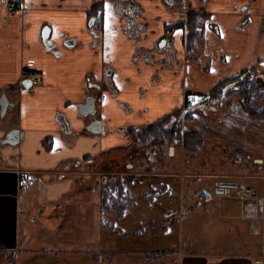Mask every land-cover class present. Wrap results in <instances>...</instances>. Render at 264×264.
<instances>
[{
    "label": "crops",
    "instance_id": "1",
    "mask_svg": "<svg viewBox=\"0 0 264 264\" xmlns=\"http://www.w3.org/2000/svg\"><path fill=\"white\" fill-rule=\"evenodd\" d=\"M18 1L21 9L15 13L0 5V90L15 105L0 122V264H21L25 254H36V260L47 264L62 259L101 264L103 252L84 256L91 260L87 262L82 256L73 259L70 249L102 244L107 236L101 231L108 234L105 205L89 184L98 157L133 145L131 129L141 131L166 117H178L189 92L204 105V120L195 127L205 136L204 144L191 154L201 153L202 164L213 168L196 170L193 176L213 178L216 188L221 182H245L256 189L248 180L258 179L263 190H256L264 206V116L245 109L237 88L220 100L211 95L218 83L245 69L264 72V0H208L199 9L206 13H201V34L191 39L182 34L185 27L167 32L166 27L182 23L184 13L170 10L165 0ZM44 28L50 31L51 48L43 41ZM261 91L249 102L264 112V86ZM88 97L95 98V112L83 114L80 108ZM6 118L17 125L3 129ZM95 121L102 122L101 131L93 129ZM10 133L18 134L16 143H4ZM218 150L224 161L215 159ZM219 164L223 168H217ZM27 173L36 181L22 187ZM229 190L223 194L232 197ZM197 191L209 196L204 189ZM30 203L35 208L28 216ZM223 204L215 203L211 210L227 212L243 234L259 236L256 252H181L178 264L264 261V207L261 231L253 232L242 201L239 209ZM176 212L183 217L185 206ZM114 219L116 226L120 220ZM37 224L54 233L52 252L26 240L32 228L38 230ZM120 229L116 237L112 230L105 241L120 245ZM145 229V235L151 233L150 227ZM111 251L121 256L127 250ZM153 256L159 258L145 253L149 264Z\"/></svg>",
    "mask_w": 264,
    "mask_h": 264
},
{
    "label": "rangeland",
    "instance_id": "2",
    "mask_svg": "<svg viewBox=\"0 0 264 264\" xmlns=\"http://www.w3.org/2000/svg\"><path fill=\"white\" fill-rule=\"evenodd\" d=\"M182 113L183 110L179 112L178 117L170 118V121L163 123L162 126L176 132L184 129L185 126L196 129L195 127L204 120V116L201 115L192 122L190 118L194 114L188 118L187 115L182 116ZM14 124L17 125L16 122L11 123L6 118L3 129L11 128ZM137 134L138 131L135 137ZM214 142L209 143L211 146L212 144L218 147L223 146V142L216 140ZM132 143L133 145L123 149L102 153L96 161L97 165L93 167L95 170L93 179L89 180L90 188L97 191L103 200V206L105 205L103 220L109 221L104 225L108 234L106 235L104 230L101 234L103 237L107 236L105 237L107 239L113 230L116 237L117 227H121L118 233L120 245L116 240L112 243V240L108 242L104 238L103 242L101 241L102 244L91 242L78 248H70L75 253L73 259L82 256L81 259L87 261L84 256L90 257L98 251L103 252L102 258L99 259L101 264H149L148 257L147 259L145 257L146 253L158 254L159 258L156 256L151 258L152 264H178L181 252L195 251L200 254L256 252L255 248H258L256 242L260 240L259 236L243 234L242 228H238L236 223L228 219L227 212L224 211L219 215L220 209L216 210L217 213L211 210L215 203L219 204L221 201L226 207L233 204V207L239 209L241 200L229 197L226 193H217L218 188L213 178L193 176L196 170L213 169L208 162L202 164L201 153L192 155L193 152L186 150L184 145L176 139L173 141L167 139L164 143L154 138L147 142L136 139ZM170 147L174 149L173 154L170 153ZM217 156L216 160L224 161L225 157L219 150ZM206 157L208 160L207 154ZM217 168L223 167L219 164ZM104 178L106 181L103 180ZM259 181L258 179L248 180V184L255 186L261 193L263 189ZM242 184L247 185L245 182ZM199 189H204L209 196L203 197L198 194ZM117 203L120 204L119 209L122 213L120 216L114 208ZM183 206L186 209L183 217H180L179 212L169 216L165 215L169 210L180 211ZM218 207L220 208V205ZM34 208L32 203L27 206L28 216ZM117 216L120 221L115 226L112 221H116L114 218ZM39 225L37 224V231L32 228L27 233L26 240L37 243L40 249L51 251L55 247L54 238L56 237L54 233H50V230L39 228ZM161 225H166L169 229L165 231L166 228H162ZM147 227L151 228V233L145 235L144 231ZM39 230L43 231L39 232ZM129 248L136 250L129 251ZM112 249L127 251L123 253L121 251V256H119L118 253L112 252ZM75 250L79 252L76 254ZM35 256L36 254L23 255L21 264L30 259L33 260L32 264H47L39 259L36 260ZM65 261L62 259L59 264H76ZM92 264H95V260H92Z\"/></svg>",
    "mask_w": 264,
    "mask_h": 264
},
{
    "label": "trees",
    "instance_id": "3",
    "mask_svg": "<svg viewBox=\"0 0 264 264\" xmlns=\"http://www.w3.org/2000/svg\"><path fill=\"white\" fill-rule=\"evenodd\" d=\"M192 37L194 36H191L190 39ZM262 83H264V72L258 73L253 69H245L239 75L230 77L218 83L213 88L211 95L213 97H219L218 100H220L222 97L231 94L235 90V88H237L238 93H240L244 97L242 103L245 109L248 110L253 116H264V112L257 111L251 106L249 102V99L253 94L262 93L261 88L264 86ZM189 115L190 114L187 113V117ZM169 119L170 117H166L159 122L145 127L142 131H138L136 137V131H133V129H131L130 133L135 138L134 140L137 139L145 142L149 141L152 138L159 139L160 141H162V143H164V141H166L167 139H170L172 141L175 139L180 141L183 140V145L186 150L192 152L198 151L199 148L204 144V135L198 130L192 129L189 126H185L184 129L177 130L176 132H174L173 129H165L162 125ZM115 206L114 208L117 209L118 216L122 215L121 209H119L120 204L117 203L115 204Z\"/></svg>",
    "mask_w": 264,
    "mask_h": 264
},
{
    "label": "built area",
    "instance_id": "4",
    "mask_svg": "<svg viewBox=\"0 0 264 264\" xmlns=\"http://www.w3.org/2000/svg\"><path fill=\"white\" fill-rule=\"evenodd\" d=\"M7 9L11 13H15L21 9V4L17 0H10L7 3ZM168 42L172 43V40L168 38ZM199 103V98L194 93H187L185 96V108L184 111H189L192 107L196 106ZM193 122L196 120V117L193 116L190 118ZM36 181V176L27 173L24 175L21 180V186L27 187ZM231 195L235 198L242 200L244 205V215L250 222V229L253 232H260V212L263 210V202L256 189L245 184H240L236 187Z\"/></svg>",
    "mask_w": 264,
    "mask_h": 264
},
{
    "label": "flooded vegetation",
    "instance_id": "5",
    "mask_svg": "<svg viewBox=\"0 0 264 264\" xmlns=\"http://www.w3.org/2000/svg\"><path fill=\"white\" fill-rule=\"evenodd\" d=\"M165 1L167 2L168 8L170 10L181 11L184 13L182 16V23L166 27L167 32H172V30H179L181 29V27L182 28L185 27L184 31H182V34H185L187 38H190L191 36H195V35L200 36L201 31L203 29V25H201L203 16H201V13L204 14L205 16L206 13L200 12L199 9L203 8L208 0H192V1L165 0ZM7 3L8 1L5 3L4 0H0V5L5 7L7 13H10L6 6ZM171 44H173V40L172 43H170V45ZM4 94H5L4 89L0 90V97ZM4 105H6L5 115L7 114V112L13 113L15 109V105L13 103H10L9 101L7 103H4V100H0V122L5 116V115L2 116ZM263 262L264 261H262L261 263L263 264Z\"/></svg>",
    "mask_w": 264,
    "mask_h": 264
},
{
    "label": "water",
    "instance_id": "6",
    "mask_svg": "<svg viewBox=\"0 0 264 264\" xmlns=\"http://www.w3.org/2000/svg\"><path fill=\"white\" fill-rule=\"evenodd\" d=\"M49 36H50V31L48 28H44L42 30V37H43V41L45 42L46 46L48 48L52 47V43L49 40ZM28 82V83H26ZM25 86H31V81H25ZM2 97V98H1ZM0 97V100H4V103L8 102V98L6 97V95H2ZM204 107V105H200L198 107H196L197 110H200ZM81 113L83 114H88L89 112L94 113L95 112V98L94 97H88L87 98V102L85 105H82L80 108ZM6 113V105H4V110L2 112V116L5 115ZM93 129L96 131H101L102 130V122L101 121H95ZM18 141V134L17 133H10L9 135L6 136V138L4 139V143L10 142V143H16ZM174 149L173 147H171V154H173ZM104 181H106V179H103ZM237 183H232V182H221L219 184V188L217 189V191L219 193H224L225 190L236 187ZM173 213V211L169 210L165 213L166 216H169ZM262 262V261H261ZM260 262V264H262ZM264 264V262H263Z\"/></svg>",
    "mask_w": 264,
    "mask_h": 264
}]
</instances>
